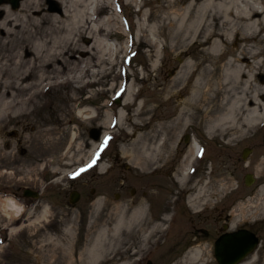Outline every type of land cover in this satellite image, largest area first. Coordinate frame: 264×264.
Here are the masks:
<instances>
[{
	"label": "rangeland",
	"instance_id": "1",
	"mask_svg": "<svg viewBox=\"0 0 264 264\" xmlns=\"http://www.w3.org/2000/svg\"><path fill=\"white\" fill-rule=\"evenodd\" d=\"M81 1H84L85 8L80 7L77 12L82 11L83 22L87 18L93 19L90 28L103 25L107 17L116 18L115 31H103L98 36L107 38L111 43L115 41L118 49L125 48L127 52L122 51L116 65L106 66V73L102 71L95 79L91 78L92 74L101 69H86L88 72L81 75V83L65 81L57 84L59 76L55 68H45L42 70L45 80L40 84L37 76L41 70H34L30 80L33 86L22 91L0 84L1 107L5 98L10 100L9 107L3 109L0 117V200L14 198L22 206V221L18 225L25 222L20 231H12V220L5 216L0 204V264H89L86 250L98 230L108 221L113 210L111 207L145 197L150 199L148 205L151 208H164L167 202L173 220L167 221L163 231L148 242L143 237L148 228L136 233L124 231L117 240L109 234L110 238L103 243L104 254L94 264H178L189 249L185 246V238L200 221L202 212L206 211L213 218V212L222 201L229 200L238 186L244 187L247 174L264 175V148L257 147L260 137H264V123L242 141H232L230 145L226 144L229 138L211 140L202 128L178 131L177 139L173 132L169 139L174 142L176 151L179 148L180 151L172 156L166 167L156 165L148 170L151 174L156 171L158 175L150 174V179L146 178L148 181L140 180L136 177L138 170L135 164L130 157L124 156L123 149L141 150L142 143L151 140L152 136L149 134L139 140L136 137L147 135L157 125L172 122L179 102L183 100V97L170 98L162 90L177 75L176 66H180L184 58L164 51L161 58L166 56L160 61L161 70L154 72L148 68L153 60L150 44L155 40L151 33L153 14L164 15L166 11H160L159 5L165 8L168 1L173 0ZM143 1L147 4L143 5ZM50 2L61 10L63 7L70 9V15L76 10L73 0H63V3L59 0H38L37 7L27 12L43 22L46 31L58 20L70 25L72 19L68 14L64 17L49 11ZM20 8L13 13L18 15ZM96 9L95 16H91ZM111 28L114 29V22ZM90 30L76 32L72 37L79 40L81 46L90 49ZM37 36L51 37L47 34ZM9 39L3 32L0 34V42ZM15 39L8 52L0 51V56L24 54L25 48L31 49L32 42L25 40L23 33L18 32ZM29 58L27 56L26 60ZM73 58L71 60L66 56L67 69L61 74L60 81L66 76L78 77L90 56L79 51ZM58 67L61 68L60 65ZM8 77H4L5 81ZM130 86L134 87L137 98L133 106H123V100L117 105L116 100L124 98ZM11 93H15L12 98ZM18 102H27L28 106L16 114L14 106ZM121 108L126 113L124 125L116 123L117 112ZM79 110L86 112L79 115ZM111 115L113 123L107 119ZM95 131L98 133L96 138ZM185 134L191 138L195 136L203 147L193 166H200L198 172H201L200 178L207 182L205 194L208 197H203L196 210L190 209L186 202L192 185L187 187L189 190L183 191L175 181V176L181 173L187 149L183 139ZM106 137L109 138L107 145L100 151ZM249 148H255V154L244 160L243 153ZM98 152L100 158L95 166L100 165L92 171L90 168L81 172L80 169L88 168L94 159L96 162ZM192 172L191 168L188 174L193 176ZM211 174L215 176L213 182L209 180ZM26 188L39 192V199L24 198ZM76 192L80 198L74 205L70 203V198ZM98 198L108 199L111 205L101 219L92 215L93 203ZM263 200L262 194L256 199L246 197L239 203V212L250 215L252 211H264ZM46 206V216L39 218ZM161 214L160 211L158 219H161ZM94 220L101 221L94 225ZM16 225L13 227H18ZM113 225L112 220L109 228ZM203 227L209 229L208 225ZM204 243V257L195 264H214L209 242ZM205 259L209 262L205 263Z\"/></svg>",
	"mask_w": 264,
	"mask_h": 264
},
{
	"label": "bare ground",
	"instance_id": "2",
	"mask_svg": "<svg viewBox=\"0 0 264 264\" xmlns=\"http://www.w3.org/2000/svg\"><path fill=\"white\" fill-rule=\"evenodd\" d=\"M22 1H20V5ZM59 1L63 3V0ZM73 1L76 5L73 15H70V9H64V7L62 10L54 12L61 16L65 15L64 17L68 14V17L72 19L71 24L67 26L58 20L54 25H51L48 31L43 29V22L27 12L28 9L37 7L38 0H24L21 8L19 6L17 9H14L6 1L0 4V34L3 32L10 38L0 42L1 53L8 52L9 46L13 41H16L18 32L23 33L25 40L32 42L31 49L25 48L24 54L15 53L9 56L3 54L0 56V84L5 85L6 88L22 91L33 86L30 80L34 75V70H41L37 76L41 84L45 80V76L42 74V70L45 68H55L59 76L56 78L55 83L57 84L65 83V81L81 83L83 79L81 75L85 72L87 73L93 68L101 69L97 74L95 72L92 74L91 78L95 79L102 71H106V66L116 65L120 53L127 52V49H118L115 41L111 43L107 38L98 36L103 31H109L108 33L115 31L116 18L107 17L105 22L103 21V25H93L94 28H90L93 19L87 18L89 20L86 19L83 22L82 11L77 12L78 8H85L84 1ZM146 4V1H143V5ZM19 8L18 15L13 13V10ZM158 9L166 12L164 15L153 14L154 24L151 33L155 40L150 44L153 48V60L148 68L154 72L161 70L160 61L166 56L161 58V53L164 51L184 58L183 63L176 66L178 68L177 75L169 83H166L165 89L162 90L163 93L170 95V98L183 97V100L179 102V108L175 111V118L172 122L157 125L156 129L147 135L136 137L139 140V138L148 137L149 134L152 136L151 140H145L142 143L141 150L135 152L133 148L123 149L124 156L130 157L131 162L138 170L136 177L140 180L145 179V181L150 179L151 173L148 170L151 167L156 165L166 167V163L180 149L176 151L174 142L169 139V135H172L173 132L175 133L174 138L177 139L178 131L185 132L193 127L202 128L211 140L229 138L230 140H227L226 144L230 145L232 141L244 139L248 133L264 123V0H173L168 1L165 8L160 4ZM115 10L119 12L117 7ZM96 12L97 9L93 10L92 14L90 13L91 16H95ZM112 22H114V29L111 28ZM89 30L91 38L89 43L92 46L87 49L72 36L76 32L84 33ZM62 33L65 35L61 36ZM46 34L51 37L37 36ZM79 51L87 52L90 56L85 64V69L78 77L66 76L63 81H60L61 74L67 69L68 59L66 56L72 60L74 54ZM27 56L30 58L26 60ZM58 65H60V69ZM5 76H9L7 81L4 79ZM14 96L15 93H11L10 98ZM136 99L134 87L130 86L125 97L120 99L119 104L123 100V106H133ZM9 103L10 100L5 98L2 107L0 105V117L4 112L3 109L9 107ZM27 106V102H18L14 106L16 107L15 113L26 110ZM85 112L86 110H79V115H83ZM107 119L109 123H113L112 115ZM125 119L126 113L121 108L117 112L116 123L124 125ZM96 134L98 135L96 132L94 137ZM187 136L189 138L186 140ZM187 136L185 134V138H183L187 149L182 161V170L179 175L175 176V181L183 191L192 185L190 190L187 189L190 195L186 202L190 209L196 210L203 197L206 196L207 182L203 180V177L200 178L201 172H198L200 166H193L198 161L203 147L195 136L193 138ZM93 151L91 158L94 156ZM245 154L248 155L244 160L250 156L247 149ZM164 162L165 164H163ZM99 165L100 163L96 167ZM191 168L193 176L188 174ZM154 173L156 171L152 174ZM247 175H251L253 178L247 180ZM247 175L245 179L247 185L250 186L255 178L253 174ZM257 176L263 178V175L257 174ZM148 177L149 179H146ZM214 179L215 176L211 174L209 180L213 182ZM201 181L203 182L201 183ZM261 194L264 195V187L260 190ZM149 202L150 199L145 197L136 202L111 207L113 210L108 221L105 222L104 227L98 230L86 250L89 264L96 263L102 257L104 254L103 243L110 238L109 234L114 240H117L124 231L136 233L148 228L143 234L144 241L148 242L149 239L163 231L165 223L173 220V216L168 211L169 205L166 202L164 208L156 206L151 208V205H148ZM0 204L5 216L12 220V231H20L25 222L23 221L20 225L16 224L22 221V206L11 197L1 199ZM110 206L108 199L98 198L93 203L92 215L94 218L101 219L103 215H106ZM262 206L264 208V200ZM47 209L46 206L39 218L46 216ZM160 211L161 219H158L157 215ZM112 220L114 225L110 229ZM100 221L94 220V225H98ZM15 225L18 227H13ZM229 237L231 236L227 238ZM226 239L223 245L217 246L216 257L219 261L223 259L221 262L226 260L224 257L220 258L222 246L224 249L225 244L228 243ZM230 242L234 244L227 253L235 258L237 254L231 253V250H234L238 244L240 245L238 242L241 241L233 242L231 240ZM203 257V248L200 246L191 248L178 264H195ZM204 262L208 263L209 260L206 259Z\"/></svg>",
	"mask_w": 264,
	"mask_h": 264
},
{
	"label": "flooded vegetation",
	"instance_id": "3",
	"mask_svg": "<svg viewBox=\"0 0 264 264\" xmlns=\"http://www.w3.org/2000/svg\"><path fill=\"white\" fill-rule=\"evenodd\" d=\"M260 138L261 140L257 141V147L264 148V137ZM255 148L247 149L250 153L249 158L254 156ZM95 167L92 166L91 169H95ZM254 178L252 185H247L245 179L243 188L240 186L235 188L229 200L222 201L217 210L213 212V218H210L206 211L202 212V216L199 217L200 221L195 223L185 238V244H187L185 246L189 247L188 251L199 246L202 248L206 244L204 242L208 241L209 243L207 244L210 246L213 255V263L228 264L226 260L224 263L219 261L216 253L217 246L223 245L225 239L231 236L233 242L241 241L238 242L240 245L238 244L234 247V250H231V253L239 256L242 251H247V254L242 257L238 264H264V211L260 213L252 211L250 215H242L239 212L240 201L246 197L256 199L260 194V190L264 187V175L263 178L254 175ZM18 199L20 200L21 198L18 197ZM200 224L202 225L201 227L199 226ZM207 225L209 229L203 227ZM173 230L174 227H172Z\"/></svg>",
	"mask_w": 264,
	"mask_h": 264
},
{
	"label": "water",
	"instance_id": "4",
	"mask_svg": "<svg viewBox=\"0 0 264 264\" xmlns=\"http://www.w3.org/2000/svg\"><path fill=\"white\" fill-rule=\"evenodd\" d=\"M4 1L10 3L14 9H17L20 6V1H22V0H0V4H2ZM49 6H50V9H49L50 12L60 11V8L54 2H50ZM119 102H120V100H117L116 101V104H119ZM97 136L98 135L96 134L95 138ZM188 138L189 137L187 136L186 137V140ZM247 155L248 154H245L244 155V159L247 157ZM252 178L253 177L251 175H247V178L246 179L248 180V179H252ZM24 196L27 197V198L39 199L40 193L39 192H36L34 190H31V189L26 188L24 190ZM78 199H79V195L78 194H73L72 197H71V199H70V203L71 204H75L78 201ZM226 240H227L228 243L225 244L224 249L222 247V250L220 251L222 255L220 256V258L221 257L226 258V261L228 262V264H238L239 261L242 259V257H244L247 254V251L246 250L245 251H242L239 254V256L233 258L231 255H229L227 253V251H229L232 248V244L233 243L230 242L231 241V237L227 238Z\"/></svg>",
	"mask_w": 264,
	"mask_h": 264
},
{
	"label": "snow or ice",
	"instance_id": "5",
	"mask_svg": "<svg viewBox=\"0 0 264 264\" xmlns=\"http://www.w3.org/2000/svg\"><path fill=\"white\" fill-rule=\"evenodd\" d=\"M108 139L109 138H105V140H104V143L100 146V151H103V149L106 147V145H107V142H108ZM97 156H99V152L97 153ZM93 164H95V159L92 161V163H90L87 167L88 168H91L92 166H93ZM87 169H85V168H82V169H80V171L81 172H83V171H86ZM79 173H77V175H78Z\"/></svg>",
	"mask_w": 264,
	"mask_h": 264
}]
</instances>
